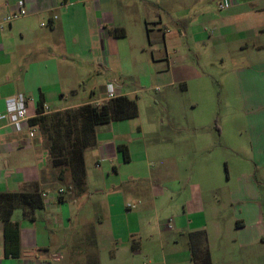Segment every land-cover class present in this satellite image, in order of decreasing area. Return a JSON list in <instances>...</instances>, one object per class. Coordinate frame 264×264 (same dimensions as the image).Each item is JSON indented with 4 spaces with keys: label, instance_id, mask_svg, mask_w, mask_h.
Masks as SVG:
<instances>
[{
    "label": "crops",
    "instance_id": "crops-1",
    "mask_svg": "<svg viewBox=\"0 0 264 264\" xmlns=\"http://www.w3.org/2000/svg\"><path fill=\"white\" fill-rule=\"evenodd\" d=\"M224 1L231 7L221 8ZM196 2L0 0V23L21 6L27 10L0 29V113L19 94L31 100L32 118L39 103L52 113L108 102L106 87L98 96L86 82L129 51L127 42L146 41L184 91L206 76L186 64L187 54L180 56L189 40L214 45L222 63L241 61L226 75L234 114L215 125L218 142L212 133L156 137L137 129V102L136 118L96 127L81 195L50 175L37 135L31 139L0 122V192L38 191L45 203L30 217L22 209L13 213L18 257L6 250L0 221V264H139L144 241H155L156 229L166 245L164 264H192L188 234L197 231L206 232L213 264H264V0H220L202 9ZM161 10L169 14L167 24ZM117 29L126 36L115 38ZM117 92L132 99L124 85ZM54 103L60 106L50 108Z\"/></svg>",
    "mask_w": 264,
    "mask_h": 264
},
{
    "label": "rangeland",
    "instance_id": "rangeland-1",
    "mask_svg": "<svg viewBox=\"0 0 264 264\" xmlns=\"http://www.w3.org/2000/svg\"><path fill=\"white\" fill-rule=\"evenodd\" d=\"M219 1L197 0L196 6L206 7L215 5ZM160 16L164 24H167L169 14L161 10ZM183 42L185 43V39ZM144 43L135 45L127 42L129 51L126 49L120 59H110L108 65L104 63L86 83L96 86L98 96L102 95L103 89L110 82L116 87L124 85L126 92L131 93L130 97L138 102L139 117L132 122L137 129L142 128L147 133L154 132L156 137L195 138L212 133L218 142L220 131H217L215 125L219 128L221 121L224 122L225 118L234 114L233 108L226 102V75L230 67L240 64L241 61L226 58L222 63L214 45H197L192 40H189L188 45L180 44L182 45L179 49L180 56L188 55L186 64L205 72L206 75L200 82L186 84L187 89L184 91L182 85L176 83L172 75L163 72L166 67L165 61L155 60L153 56L156 53L152 54L149 44L144 45ZM142 46H145V51L142 50ZM130 47H136L137 50L133 51ZM53 106L50 108H57L60 105L54 103ZM238 114L241 115L240 108ZM155 136H149V139ZM35 141L41 147L44 146V140L39 136V132ZM49 163L50 175L59 182L60 171L65 167H54L51 162ZM59 186L75 193L70 187L69 172L66 174V179L59 182ZM62 193L59 191L58 195L61 196ZM160 221H165V218H161ZM156 223V219H152L154 226ZM158 231L161 230L156 229L155 241H144L143 251L136 258L139 264H164L162 248L166 245L164 241L159 242L161 237ZM165 238L167 239L168 236Z\"/></svg>",
    "mask_w": 264,
    "mask_h": 264
},
{
    "label": "trees",
    "instance_id": "trees-1",
    "mask_svg": "<svg viewBox=\"0 0 264 264\" xmlns=\"http://www.w3.org/2000/svg\"><path fill=\"white\" fill-rule=\"evenodd\" d=\"M115 38H124L123 29L114 30ZM43 104L39 103L38 114H43ZM138 116L137 101L126 96L118 97L100 106L86 104L74 109L52 112L33 117L32 126L38 128L44 140L48 160L54 167H65L59 174V182L70 173L71 188L77 195L86 191L85 152L96 145V127L113 121L134 119ZM125 162L129 161L125 146L118 148ZM63 201V197L60 198ZM45 206L40 192L10 193L0 192V221L4 223L6 250L13 256L20 255L19 230L11 218L17 209H22L30 217L36 210ZM192 264H213L205 231L188 234Z\"/></svg>",
    "mask_w": 264,
    "mask_h": 264
},
{
    "label": "built area",
    "instance_id": "built-area-1",
    "mask_svg": "<svg viewBox=\"0 0 264 264\" xmlns=\"http://www.w3.org/2000/svg\"><path fill=\"white\" fill-rule=\"evenodd\" d=\"M231 7L229 1H224L221 8L228 9ZM27 15V10L24 6H21L15 13L7 16L3 22L0 23V29H3L6 25L11 24L13 21L20 19ZM57 19V17H54ZM107 100H113L120 95L117 92V87L114 83L110 82L106 87ZM31 100L23 94H19L11 99L7 100L6 112L0 113V122L6 121L7 125L17 133H27L29 138H34L38 134V128L31 125L30 120L32 117L29 115V104ZM99 106V105H98ZM43 114L51 113L49 107L46 104L42 106ZM43 114L36 113V116ZM35 116V117H36ZM135 205H128V208H135Z\"/></svg>",
    "mask_w": 264,
    "mask_h": 264
}]
</instances>
